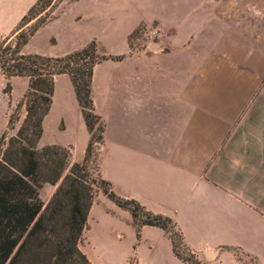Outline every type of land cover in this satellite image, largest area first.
<instances>
[{
	"label": "crops",
	"instance_id": "0c3cea01",
	"mask_svg": "<svg viewBox=\"0 0 264 264\" xmlns=\"http://www.w3.org/2000/svg\"><path fill=\"white\" fill-rule=\"evenodd\" d=\"M37 2L0 0V39L12 37ZM166 3L165 17L150 18L165 34L153 55L130 53L133 27L125 21L107 47L125 58L95 68L93 100L105 123L101 175L117 195L171 218L202 264H264V53L233 52L231 2ZM95 37L46 54L65 56ZM62 78L72 84L61 75L56 85ZM48 116L38 145L70 147L76 161L84 159L83 115L81 158L72 141L45 142ZM113 205L119 215L101 225L94 205L90 211L79 248L91 264H187L168 233L144 226L138 238L130 212Z\"/></svg>",
	"mask_w": 264,
	"mask_h": 264
},
{
	"label": "trees",
	"instance_id": "16d2710c",
	"mask_svg": "<svg viewBox=\"0 0 264 264\" xmlns=\"http://www.w3.org/2000/svg\"><path fill=\"white\" fill-rule=\"evenodd\" d=\"M43 1L38 0L13 36L0 45V73L8 80L19 77L29 82L23 101L25 118L17 129L12 128L16 129L13 136L4 134L0 140V264H91L79 244L98 191L130 212L138 238L142 227H158L169 234L178 258L187 264H202L187 248L182 232L171 218L117 195L101 175L105 123L96 113L93 79L96 65L107 58L97 56L96 43L64 57L23 52L41 27L25 31ZM61 75L70 76L90 133L82 162L72 163L71 151L62 146L38 148L44 120L53 105L56 79ZM11 90L8 83L5 93ZM16 120L19 119L12 116L10 123ZM44 184L57 186L46 207L40 198Z\"/></svg>",
	"mask_w": 264,
	"mask_h": 264
},
{
	"label": "rangeland",
	"instance_id": "374dc122",
	"mask_svg": "<svg viewBox=\"0 0 264 264\" xmlns=\"http://www.w3.org/2000/svg\"><path fill=\"white\" fill-rule=\"evenodd\" d=\"M230 2L233 12L231 16L233 52L248 50L250 53L257 51L264 53V0H222V4L225 3L228 7ZM167 8L166 0H44L37 7L33 15L34 19L25 27V31H29L38 25L41 26L40 28H44L53 22L55 23L35 35L34 39H31L24 47L23 52L48 57H64L51 56L46 53L70 52L74 48L84 46L95 35L96 37L91 39L84 48L95 42L97 56L107 58V60H101L96 66L105 61H122L125 55H109L107 54V47L111 44L108 43L111 42L114 33L124 30L125 21L130 22L131 20L132 25L128 26L133 27L128 37L130 53L145 56L153 55L152 44L162 42L165 34L160 28L161 23L150 18L156 15L165 17ZM155 30L157 34H151ZM166 34L170 35L172 32ZM3 41L4 39H0V45ZM247 43L248 48L245 47ZM68 77L70 78V76ZM8 83L12 85V90L6 94L5 89ZM261 87L264 88V79ZM28 88V79L14 77L8 80L5 75L0 73V140L4 134L8 137L13 136L24 120L26 111L23 101ZM56 88V95L53 99L54 109L45 123V142L72 141L77 155L81 158L83 157L87 130L83 123L73 86L69 79L62 78L58 81ZM12 116L19 120L10 123ZM62 119L67 123L66 132L61 131L66 128ZM13 127L16 129L12 130ZM46 146L38 145V148L43 149ZM67 149L72 153L70 147ZM71 161L72 163L82 162L83 158L76 161L72 153ZM92 169L93 173L96 174L94 166ZM56 189L57 186L50 184L42 186L40 198L45 207L51 201ZM94 208L92 219L100 225L104 218L119 215L118 208L100 191L95 194Z\"/></svg>",
	"mask_w": 264,
	"mask_h": 264
},
{
	"label": "water",
	"instance_id": "95a60500",
	"mask_svg": "<svg viewBox=\"0 0 264 264\" xmlns=\"http://www.w3.org/2000/svg\"><path fill=\"white\" fill-rule=\"evenodd\" d=\"M208 255H209L208 256L209 259H211L214 256V254H212V253H209Z\"/></svg>",
	"mask_w": 264,
	"mask_h": 264
},
{
	"label": "built area",
	"instance_id": "2783aa9c",
	"mask_svg": "<svg viewBox=\"0 0 264 264\" xmlns=\"http://www.w3.org/2000/svg\"><path fill=\"white\" fill-rule=\"evenodd\" d=\"M151 34L155 35V34H157V31L155 30V31L151 32Z\"/></svg>",
	"mask_w": 264,
	"mask_h": 264
}]
</instances>
